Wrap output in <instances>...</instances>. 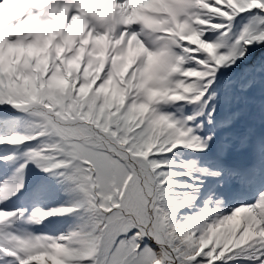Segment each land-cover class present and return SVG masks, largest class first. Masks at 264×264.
Returning a JSON list of instances; mask_svg holds the SVG:
<instances>
[{"label": "snow or ice", "instance_id": "snow-or-ice-1", "mask_svg": "<svg viewBox=\"0 0 264 264\" xmlns=\"http://www.w3.org/2000/svg\"><path fill=\"white\" fill-rule=\"evenodd\" d=\"M0 264H264V0H0Z\"/></svg>", "mask_w": 264, "mask_h": 264}]
</instances>
